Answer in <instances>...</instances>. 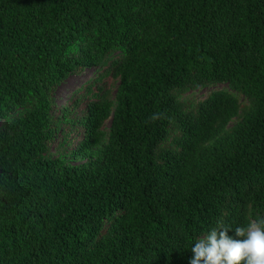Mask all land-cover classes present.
<instances>
[{
  "label": "trees",
  "instance_id": "trees-1",
  "mask_svg": "<svg viewBox=\"0 0 264 264\" xmlns=\"http://www.w3.org/2000/svg\"><path fill=\"white\" fill-rule=\"evenodd\" d=\"M261 218L264 0H0V264H190Z\"/></svg>",
  "mask_w": 264,
  "mask_h": 264
},
{
  "label": "clouds",
  "instance_id": "clouds-1",
  "mask_svg": "<svg viewBox=\"0 0 264 264\" xmlns=\"http://www.w3.org/2000/svg\"><path fill=\"white\" fill-rule=\"evenodd\" d=\"M230 230L221 224L198 239L190 264H264V218Z\"/></svg>",
  "mask_w": 264,
  "mask_h": 264
},
{
  "label": "rangeland",
  "instance_id": "rangeland-1",
  "mask_svg": "<svg viewBox=\"0 0 264 264\" xmlns=\"http://www.w3.org/2000/svg\"><path fill=\"white\" fill-rule=\"evenodd\" d=\"M93 74V71L91 69L87 70L85 73H83L80 76H72L68 78L58 89L56 94V101L59 105H61L65 98L69 97L72 90L79 85L80 82H82L87 77L91 76ZM205 92V90H204ZM83 107L79 109V111H82Z\"/></svg>",
  "mask_w": 264,
  "mask_h": 264
}]
</instances>
